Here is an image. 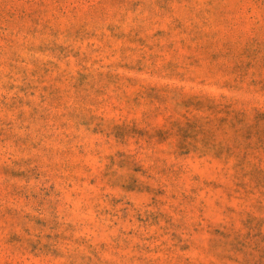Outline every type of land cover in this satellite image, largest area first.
Returning <instances> with one entry per match:
<instances>
[{
  "label": "rangeland",
  "instance_id": "rangeland-1",
  "mask_svg": "<svg viewBox=\"0 0 264 264\" xmlns=\"http://www.w3.org/2000/svg\"><path fill=\"white\" fill-rule=\"evenodd\" d=\"M0 264H264V0H0Z\"/></svg>",
  "mask_w": 264,
  "mask_h": 264
}]
</instances>
